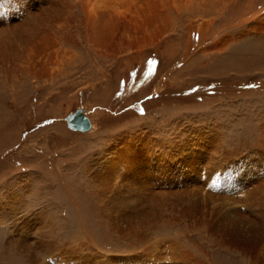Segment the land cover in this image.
<instances>
[{
	"label": "rangeland",
	"instance_id": "374dc122",
	"mask_svg": "<svg viewBox=\"0 0 264 264\" xmlns=\"http://www.w3.org/2000/svg\"><path fill=\"white\" fill-rule=\"evenodd\" d=\"M52 1L31 0L29 11L58 10ZM94 1L131 14L107 35L66 7L62 22L41 19L34 61L16 50L18 74L0 69V264H122L144 247L154 252L140 264H264V223L246 231L221 216L264 212V191L252 198L241 186H264V0ZM9 10L0 7V29L23 24ZM77 108L91 123L83 132L65 119ZM149 188L177 195L141 217ZM132 194L129 210L109 198ZM214 201L208 222L202 202ZM48 240L50 254L36 244Z\"/></svg>",
	"mask_w": 264,
	"mask_h": 264
},
{
	"label": "bare ground",
	"instance_id": "6f19581e",
	"mask_svg": "<svg viewBox=\"0 0 264 264\" xmlns=\"http://www.w3.org/2000/svg\"><path fill=\"white\" fill-rule=\"evenodd\" d=\"M30 3H31V0H0V7H2L3 9H5V8L7 9V8L11 7V10H9V13H14L15 15L16 14L21 15L20 16V17H22L21 21L23 22V24L22 23H16V24L8 25L7 27H3V28L0 29V69H2L4 71L6 77L10 76V74H12V76H15V74H18V72L20 70V63L22 62V59L24 57L21 56V53H19L20 56H17L18 53L16 52V50L17 51L21 50V49L28 50L26 56L29 55L28 58L33 60V61L35 60V56L34 55H35L36 52H37L38 55H40V53H42L44 51V50H39L40 52H38V49H43V44H44L43 41L47 38V36L45 34L41 33L43 31L42 25L40 23L42 18H46L49 21L50 20H55V21H58V22H62L64 20H66V15L64 14V12L66 10L64 8L73 6L75 8V10L73 12H71L73 10L72 8L67 11L70 15L76 16L75 18L72 17V19H74V20H76V19L83 20L86 23V25H87L86 27L89 30H92L95 26H101L102 29H103V33L104 34L111 35L112 32H113V29L116 26V24L118 22H121V23L122 22H126L128 14H131L130 10H127V9H123V10L114 9L110 5L109 2L100 4V3H97L96 1H94L93 3H90V0H75V2H73V3H72V1H71V3H68V0H53L52 3H55V4L59 5V9L58 10L52 9V8L42 9L41 13H35L34 11H29ZM28 5H29V7H28ZM40 6H42V5L40 4L39 7ZM96 6H97V8H95ZM7 16L8 15H5L3 20L6 19ZM78 17L83 18V19H79ZM251 17H252V15H251ZM70 18H71V16H70ZM132 18L133 17L129 18L128 20H131ZM260 20H262V19L260 18ZM122 24L124 25V23H122ZM255 26H256V24H255ZM262 27H263V25H262ZM253 28L254 27H252V29ZM22 32H24V33H22ZM40 33H41L42 37L39 38ZM258 34H259V32H258ZM37 38H39V41L36 42L37 46H29V44H27V46H25V45L20 46L23 42L24 43H32L33 41L35 42V40H37ZM18 40H20L21 43H19L17 45L15 43H13V42L18 41ZM10 44H13V45H10ZM31 51H33L34 55H31ZM41 64L42 63H38V65L36 66L37 69H36V67L34 68V70L32 71L33 75L36 74L38 76H42V74L46 73V69ZM30 73H31V71H30ZM8 78H10V77H8ZM90 126H91V123H90ZM72 130H74V129H72ZM74 131H80V130H74ZM81 132H83V131H81ZM128 142H129V140L124 138V139H121V140L118 141V145L123 144V143L124 144H128ZM121 150L125 151L126 149L125 148H121ZM116 155L118 157L121 156L120 153H117ZM151 159L149 158V159H147V161L149 162ZM152 163H154V162H152ZM169 164H170V162H169ZM155 166H158V165H155ZM152 169H153V167H152ZM162 170L163 169H161V166H160L159 169L156 170L154 168L153 171H154V175L155 174L157 175L156 176V181H159L160 183L164 184L166 179H167V177H165L163 175L159 176V173ZM143 172H144V169H143ZM146 172H147V170H146ZM162 174H164V173H162ZM252 184H253L252 182H246L245 184H243L241 186L246 188V189L249 187L251 197L252 198H256V196H258L259 193L264 191V186L263 187H258L257 189L253 190L254 186H252ZM144 185L145 184H142V187ZM263 185H264V183H263ZM111 186H115V187L121 188V187L117 186L115 183H112ZM151 188H149V194H150L149 203H148L149 209L148 210H140L139 211V215L141 217H150V215L153 213V211L158 210L161 205L166 206L165 204H168L166 202H168L169 200L173 201L172 199H174V197L177 195V193H175L171 189H170V191L172 193H174L173 196H169L168 194L170 192H166L165 193V192L162 191V189H158L157 188L158 190H153ZM195 192L196 191L194 189H189V191H187V190L183 191V193H185L184 195L189 197V198ZM136 193H138V192H136ZM109 198H110V201H111V203L113 205L116 206L118 203H120L127 210L135 208V204L138 201V198L135 195H133V194L129 195L127 197H120L119 195H110ZM205 200H206V198H205ZM173 202H171V203H173ZM246 205H248V203H246ZM188 206L190 208H193L191 205H188ZM218 206H219V204L215 203V201L212 203L211 206H207L205 203L202 202V207L201 208L209 209L211 211V214H209V215L202 214V219L206 218L208 220V222H210L213 217L218 216L216 214ZM261 207H262V209H264L263 205ZM201 208H199V209H201ZM197 209L198 208H195V210H197ZM159 211L160 210H158V212ZM221 211H222L221 216L223 217V219H225V220H223V223L226 220H228L229 218L232 219L234 217H238L234 221L238 220V222H241L242 223V227H246L245 228L246 231L254 230L259 223H261V222L264 223V212L259 211L256 214H254V213H251V212H255L252 208H249V209H247L245 211H241V212H236L234 210V208H227V209H223L222 208ZM191 212H192V210H191ZM154 216H157V214L154 215ZM251 217H254V218H251ZM156 220H157V217H156L155 220H153V222H157L158 221V220L157 221ZM132 237L135 240H137L138 242H142L139 239V235L138 234H135ZM259 239H260V242H261L262 246L264 247V227L261 229V233H260ZM161 240H162V238H158V241L155 240L154 243L155 244H157V243L161 244L160 243ZM36 244L42 250H44L47 247V251L46 252L48 254H50V252H52V251H54L56 249V247H54L55 244H53L52 241H50V240H48V242H45V241L40 242V241H38ZM136 247L138 248L139 246H136ZM32 250L35 251L34 248ZM133 251H136L135 255L130 256L127 259H125V261L122 262V264H140V261L138 259L140 257H142V255L141 256H137L138 254L144 253L143 254V256H144L146 254H150L151 252H154V251H152L150 249L147 250V247H144L143 249H134ZM143 251H145V252H143ZM68 257H69V255H68ZM189 258H190V254L189 253L180 254V251H175L174 252V259L177 260L179 263H180L181 260H190ZM67 260H70V262L72 261L71 258H67ZM193 260H195V259H193ZM235 260H236L235 264H253L252 261L249 258H248V260H250L251 262H247V258L243 257V256L236 257ZM146 261H148V259ZM186 262H188V261H186ZM194 263L195 264H203L202 261H200V262L197 261V263L195 261ZM113 264H119V261L115 260L113 262Z\"/></svg>",
	"mask_w": 264,
	"mask_h": 264
},
{
	"label": "water",
	"instance_id": "95a60500",
	"mask_svg": "<svg viewBox=\"0 0 264 264\" xmlns=\"http://www.w3.org/2000/svg\"><path fill=\"white\" fill-rule=\"evenodd\" d=\"M82 111L81 108H77L65 117L70 129L86 131L90 128V120Z\"/></svg>",
	"mask_w": 264,
	"mask_h": 264
}]
</instances>
